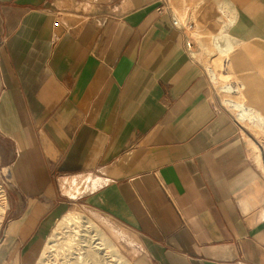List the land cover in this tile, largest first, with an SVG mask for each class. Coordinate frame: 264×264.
<instances>
[{"label": "crops", "instance_id": "obj_1", "mask_svg": "<svg viewBox=\"0 0 264 264\" xmlns=\"http://www.w3.org/2000/svg\"><path fill=\"white\" fill-rule=\"evenodd\" d=\"M168 3L0 0V135L14 150L3 169L24 201L0 264L71 204L110 218L133 264H264L256 137L207 67L209 52L229 53L224 74L264 121V0ZM172 3L200 13L203 61Z\"/></svg>", "mask_w": 264, "mask_h": 264}, {"label": "rangeland", "instance_id": "obj_2", "mask_svg": "<svg viewBox=\"0 0 264 264\" xmlns=\"http://www.w3.org/2000/svg\"><path fill=\"white\" fill-rule=\"evenodd\" d=\"M169 5L170 4L168 3V6ZM171 5H173L172 9L181 22L190 25L189 20L191 19L189 17H192L193 22H195L189 32L198 42L197 49L199 50V54L197 55V58H200L203 61V50L199 39L200 35L203 34V23L200 20V13L194 12L192 14L183 16L173 3ZM216 54L217 53H215V51L209 52V55L214 57L212 58V61L209 60V62L207 63L208 69L212 67L214 60L216 61ZM219 55L220 58L218 59V61L220 60L221 62L220 67L222 71L225 73L230 72V68L226 66V64L228 63L226 61L227 58H229L231 55L229 53H220ZM225 80H227L226 84L232 85L233 79L231 76H228L227 79L225 78ZM234 80H237V78H234ZM213 86L220 94L223 101L225 97H223V94L219 89V84L216 85L213 83ZM243 94L247 103L248 99L246 98V94L244 92ZM224 101L223 103L225 104ZM225 106L227 105L225 104ZM227 107L231 109L229 106ZM232 111L236 115V117H238L236 112L234 110ZM241 123L244 125V128L248 131L249 134H253L252 136L256 137V141H250V143L253 150L256 152L258 162L260 163V165H264V126L260 128L247 123L245 124L242 121ZM13 156L14 150L11 143L0 135V206L3 207V209L0 208V237L6 229L9 219L18 215L24 207L23 199L21 198L18 190L14 187L13 181L10 180V173L8 169H3L4 166H9L11 169ZM69 212L75 213V215L80 218V221H90L93 224L95 229H97L98 232L103 235L105 242L110 246L109 250L117 263L133 264V258L136 255V251L133 248H129L128 243L124 239L119 238L117 234L111 231V229L107 225V222H109L107 219L110 218L101 213L98 215L96 214V211L80 204H71L67 206L65 210L60 211L57 214L56 218L52 222H50L47 236H45L42 241L36 243L37 245H34L35 247L26 248V251H22L20 253L16 252L15 257L12 260L10 257L12 264H71L78 260V254H74L76 253L74 249H77L74 247H77L76 243H78V241H68V238H70L73 234V225H62V228L60 230L62 232H58L57 236L52 235L54 232V228L58 224V221ZM107 236L112 240V242ZM132 238H134V236L129 234L125 239L128 240ZM44 250L46 252L45 255L42 254Z\"/></svg>", "mask_w": 264, "mask_h": 264}, {"label": "bare ground", "instance_id": "obj_3", "mask_svg": "<svg viewBox=\"0 0 264 264\" xmlns=\"http://www.w3.org/2000/svg\"><path fill=\"white\" fill-rule=\"evenodd\" d=\"M220 63V60L213 62L210 72L215 84L217 83L220 86V91H222L223 97H225L224 102L226 105L237 111L240 120L247 124L262 128L264 126V121L261 114H255L256 117L250 112V110L243 106L244 104L239 101L238 95L232 89L231 85L226 84L227 80H225V78L227 79L229 75L224 74L220 67ZM0 208L3 209L2 206H0ZM65 224H71L74 226L73 234L68 238V241H78V243H76L77 247H74L77 248L74 249L76 252L74 254H78L79 257L78 260L71 264H121L114 260L113 255L109 250L110 246L105 242L103 235L95 229L93 224L90 221H80V218L73 212L65 214L63 218L58 221L52 235L57 236L58 232H62L60 230L62 225ZM42 254H46L45 250Z\"/></svg>", "mask_w": 264, "mask_h": 264}, {"label": "built area", "instance_id": "obj_4", "mask_svg": "<svg viewBox=\"0 0 264 264\" xmlns=\"http://www.w3.org/2000/svg\"><path fill=\"white\" fill-rule=\"evenodd\" d=\"M160 1L162 2V6L163 7L168 5V0H160ZM58 24L59 23H56V25H58ZM172 24L175 27H177V28H179V29H181L183 31V33L185 35V38H186V46H187V48H191V46H192L191 43L192 42H191V40L188 39L187 32H188V30H190L192 28V26L191 25H184L179 20H177V19H175L173 17H172Z\"/></svg>", "mask_w": 264, "mask_h": 264}]
</instances>
